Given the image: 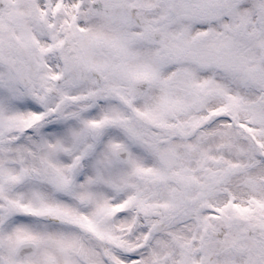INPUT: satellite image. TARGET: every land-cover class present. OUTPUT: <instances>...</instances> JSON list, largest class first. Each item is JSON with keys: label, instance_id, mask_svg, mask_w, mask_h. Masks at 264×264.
<instances>
[{"label": "snow or ice", "instance_id": "1", "mask_svg": "<svg viewBox=\"0 0 264 264\" xmlns=\"http://www.w3.org/2000/svg\"><path fill=\"white\" fill-rule=\"evenodd\" d=\"M0 264H264V0H0Z\"/></svg>", "mask_w": 264, "mask_h": 264}]
</instances>
